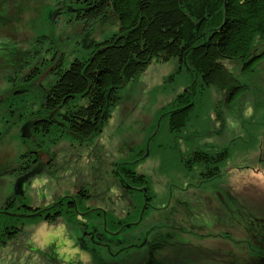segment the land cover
Masks as SVG:
<instances>
[{"label":"rangeland","instance_id":"1","mask_svg":"<svg viewBox=\"0 0 264 264\" xmlns=\"http://www.w3.org/2000/svg\"><path fill=\"white\" fill-rule=\"evenodd\" d=\"M66 1L0 0V17L4 18L0 19V96L4 108L8 106L6 100L12 98L10 112L15 116L25 100L22 96L15 99L12 93L26 92L27 97L32 96L30 102H35L29 109L38 110V87L56 80L53 72L63 58L69 65L89 55L83 43L84 24L77 20L75 5L70 4L65 12ZM57 12L59 16L54 20L49 18L50 13ZM42 23L46 26L43 40L56 60L46 61L40 51L30 49L35 26L38 28ZM110 31L107 28L101 33L96 29L94 39L102 41L106 34L111 36ZM262 52L264 42L259 43L256 54ZM28 54L37 59L24 60ZM224 64L246 87L245 91L237 99H227L215 86L206 88L205 94L194 99L199 105L193 126L177 137L169 135L166 122L162 121L172 110L171 103L189 92L194 78L185 68L176 74L179 64L175 59L151 64L136 81L123 88L122 99L103 132L88 142L76 141L62 130L42 140L35 128L32 139L25 142L21 127L27 123L16 122L15 116L1 120L0 264H92L93 252L101 264L142 263L146 259L144 234L177 204L176 211L180 209L179 201L193 204L202 213L195 233L185 235L192 246L208 252L214 264H220L228 253H232L233 260H247L261 242L257 232L264 231V59L247 74L241 73L239 63ZM29 70L33 75L26 79ZM33 148H41L42 169L24 188L23 200L32 209H38L34 213L8 211L5 203L12 201L7 199L15 196L14 186L25 177L26 171L21 165H12L17 157L21 164L20 156ZM198 149L229 151L230 159L222 165L220 178L204 183L196 174L203 169L199 167L194 173L185 170L179 156ZM37 165L32 169L38 168ZM115 171L123 176L128 171L144 176L145 191L134 185L126 194L120 184L126 177L121 179L120 175L118 180ZM79 191L91 197L80 212L77 210L78 228H72L66 217L54 225L34 218H44L48 209L51 213L57 207L66 211L69 199L76 204L74 196ZM139 199H143V205ZM150 199L154 202H148L151 205L147 206L146 200ZM160 209L163 212H158ZM114 215L126 231L124 228L111 231L116 226L112 223ZM92 221L104 223L110 238L132 244L121 248L125 249L122 253L120 248L111 252L109 241L114 240L100 244L93 232L85 228ZM252 221L256 224L250 227ZM3 223L11 229L23 227L24 233L15 242L3 245L6 240ZM249 241L256 245L249 247ZM170 255L168 259H174Z\"/></svg>","mask_w":264,"mask_h":264},{"label":"trees","instance_id":"2","mask_svg":"<svg viewBox=\"0 0 264 264\" xmlns=\"http://www.w3.org/2000/svg\"><path fill=\"white\" fill-rule=\"evenodd\" d=\"M65 3L76 6L77 20L84 24L86 34L83 43L88 50V57L84 60L75 59L69 65L66 64V58H63L58 70L53 72L56 80L51 85L41 84L38 87V110L29 109L35 102H30L32 96L27 97L26 92L12 93L15 99L22 96L25 100L20 103L18 115L15 116L10 112L12 98L6 100L8 106L4 108L5 102L0 96V127L1 120L15 116L16 122L32 124V121H39L34 127L39 139L43 140L44 136L62 130L76 141L88 142L103 132L122 99L120 93L123 88L136 81L151 64L169 63L175 59L179 64L176 74L185 68L194 78L193 84L188 87L189 92L185 91L171 103L172 110L166 113L162 121L166 122L164 124L169 129V135L177 137L193 126L199 105L194 99L205 94L206 88L215 86L226 94L227 99H237L245 91L246 87L226 68L225 62L239 63L241 73L247 74L253 71L255 64L264 59V52L256 54L259 43L264 42V0H67ZM50 17L52 18L51 13ZM43 28L46 29L44 23L38 28L35 26L30 49L40 51L41 56H46V61L51 58L56 60L43 40ZM107 28L112 30L111 36L106 34L105 39L96 41L95 30L100 29L104 33ZM44 51H47L45 55ZM183 97L185 99L182 100ZM38 152H41V148H38ZM229 156L227 149L220 152L198 149L179 157L185 170L194 173L199 167L203 169L196 174L202 182L209 183L223 175L221 167L230 159ZM35 157L39 158V155H29L27 159L32 161ZM115 173L116 178L121 175L119 172ZM120 177H126L120 183L126 194L132 190L128 189L129 186L133 188L135 185L143 189L147 184L145 177L134 171H128L125 176ZM0 178L3 176L0 175ZM74 197L76 204L71 199L73 203H69L66 211L57 207V210L51 212V216L47 213L44 218H34L54 225L66 217L72 228H78L76 219L80 215L77 210L80 212L91 196L79 191ZM23 199L24 197L15 196L8 198L7 201H12L5 203L6 209L21 213L37 211L38 208L32 209ZM138 201L143 205V199ZM146 201L147 206L151 205L148 202H154L153 199ZM179 205L180 209L176 211L177 204L168 212V216L159 219L156 225H151L156 227L159 223L163 224H159L158 228L151 227L150 233L144 234L147 238L144 242L146 259H142V263L132 264H214L208 252L192 246V242L185 236L195 233L202 213L193 204L179 201ZM112 220L116 226L113 227L114 230L107 227L109 230L117 231L125 227L115 215ZM253 222L250 227L256 224ZM1 227H6L3 245L15 242L24 233L23 227L11 229L4 223ZM85 228L93 232L100 244L106 240H114L109 241L111 252L114 248L121 249L132 244L130 241L110 238L105 233L104 223L92 221ZM149 234H153L152 237ZM257 235L260 243H248L249 247L256 245L249 254V262L242 258L233 260L232 253H228L220 264H264V231L257 232ZM120 251L122 253L125 249ZM171 253L174 259H168ZM125 257L129 259L127 254ZM91 261L92 264L102 263L97 260L94 252Z\"/></svg>","mask_w":264,"mask_h":264},{"label":"flooded vegetation","instance_id":"3","mask_svg":"<svg viewBox=\"0 0 264 264\" xmlns=\"http://www.w3.org/2000/svg\"><path fill=\"white\" fill-rule=\"evenodd\" d=\"M64 10H65V12H67V10H69V5H67L65 8H64ZM55 14V13H54ZM57 16H59V13L57 12L56 13V17ZM30 59V57H29V54L28 55H26V58H24V60H29ZM31 75H33L32 74V72H31V70H29V72H28V75L25 77L26 79L28 78V79H30V76ZM38 122L39 121H32V124H30V123H27V124H24L22 127H21V133H22V137H24L23 138V140L25 141V142H27V140H28V138L29 139H32V137H33V133H32V129L34 128V127H36V125L38 124ZM26 136V137H25ZM35 145V144H34ZM37 148H35V150H34V148L33 149H31L30 150V153L29 152H25V153H23L20 157H21V164H20V160L19 161H17V160H15V162H14V165L13 166H15V165H21V166H23L24 168H22L23 170H26L23 174H25V177H30L25 183H24V186H23V188H25L27 185H29V183L34 179V178H36V176L39 174V170H41L42 169V166L40 165V159H41V156H42V154H41V152H38V150H36ZM28 150V149H27ZM29 155H31V157H33V156H35V155H39V158L38 157H35V158H33V160L32 161H30L29 159H27V157L29 156ZM25 156H26V158H25ZM17 159H18V157H17ZM34 164H39V165H37V167L38 168H34V169H32L33 168V166H34ZM41 167V168H40ZM30 170H32V172H30V174H32L33 173V175L31 176L30 174L28 175V174H26L28 171H30ZM39 171V172H38ZM13 172L15 173V168H13ZM128 189H132V188H130V186L128 187ZM69 203H73L70 199H69V201H68V205L67 206H69ZM47 213H49L48 214V216H51V213H50V211H48ZM47 215V214H46ZM45 215V216H46ZM44 216V217H45ZM90 232V231H89Z\"/></svg>","mask_w":264,"mask_h":264},{"label":"water","instance_id":"4","mask_svg":"<svg viewBox=\"0 0 264 264\" xmlns=\"http://www.w3.org/2000/svg\"><path fill=\"white\" fill-rule=\"evenodd\" d=\"M56 18V14L52 15V20ZM30 177H24L23 179L19 180L16 185L14 186V195L19 197H24V183L29 179Z\"/></svg>","mask_w":264,"mask_h":264}]
</instances>
